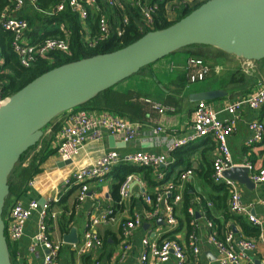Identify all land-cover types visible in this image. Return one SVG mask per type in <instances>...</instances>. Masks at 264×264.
Returning a JSON list of instances; mask_svg holds the SVG:
<instances>
[{
    "label": "crops",
    "instance_id": "crops-1",
    "mask_svg": "<svg viewBox=\"0 0 264 264\" xmlns=\"http://www.w3.org/2000/svg\"><path fill=\"white\" fill-rule=\"evenodd\" d=\"M161 1L153 0V2L158 3V8ZM131 3L130 0L127 1V5H131ZM105 4V0H100V5L105 10L104 13H109L107 15H110L114 24L118 25L122 12L117 11L118 16L115 11L108 12ZM176 6L177 0L168 1L166 6L168 19L172 18L170 14ZM126 8L129 10L127 13L130 18L137 17L138 22H141V13L137 7L131 5L126 6ZM40 35L42 33H39ZM31 37L33 38V30ZM34 39L40 40L38 37H34ZM199 54L203 55L204 58L207 57V61H213L210 64L205 62L210 67V74L203 81L191 83L189 75L196 73L199 69L196 66L189 68L188 64L191 59H201L199 56L194 57ZM237 72L243 75L245 83H242L240 76L236 78V83H231L233 74ZM250 79L252 82H250ZM261 80H264V61H244L212 47H188L157 61L144 68L138 74L119 83L114 89V93L116 94L114 98H118V101L115 103L120 102V95L125 97L132 95V98L127 100V103L134 109L135 113L134 115L125 116V119L132 120V122L138 121L142 124L140 135L133 142L124 143L121 136H115V141L113 144H110L112 136L105 132L99 140H89L79 156L67 163V161H62L54 151L56 134L53 136L47 130L44 134V141L23 165L24 168L28 167V164L31 163L30 161L39 160V154L43 153V157H46L43 161H40L41 171L26 184L24 193H22V190L25 185H21L20 179L16 182V193L12 197V205L16 202L28 205L31 201H38L40 204L43 199L45 201H52L51 209L52 212L57 213V217L55 219L51 218V221L48 223L49 236L52 240L61 241L62 243L59 254L60 264H104L107 262L138 264L143 252V241L145 239L160 243L170 233H174L173 236H170L171 238L179 241L184 246H188L189 234L195 230L193 227L191 232L188 233L184 223L181 225L180 220L183 221L182 201L174 208L179 222V226L176 229H171L166 224L161 213L160 217L155 221H145L129 242H125L121 230L122 223L131 220L137 214H144L151 208L145 202L143 192L145 191L150 196H154L158 190L162 191L167 184L178 182L182 174H180L182 166L173 167L172 164L169 168H152L153 174H150V176L154 186L149 184L144 174L137 173L133 175L129 197L120 199L119 202L113 199L112 193L113 187L118 182L114 171L122 164L115 167L102 184L88 182L89 192L87 198L82 203L78 202L79 187L76 185L66 186L65 180L75 171L96 163L111 150H116L122 157L137 152H144L162 154L170 156L173 159L167 148L168 141L173 136L184 138L192 132V114L198 104L190 100L192 95L211 90L227 91V97L208 102L213 110L219 113L218 117L221 120H227L231 115L225 111V108L244 93L249 92L250 94L251 92H255L258 82ZM153 104L172 108L174 112L160 114L152 108ZM94 107H99L98 103ZM93 109L87 112L93 115L104 113L102 110ZM119 109L122 112L126 111L125 106H121ZM67 116L68 114L60 117L57 120V124L59 123L63 126L67 120ZM255 120L264 123V106L258 111L243 110L237 121L236 130L229 138V147L235 164L239 165V167L250 165L252 169L247 167L250 170V175L260 171L264 165V138L262 142L256 145H247L248 140L252 136L248 127ZM157 126H162L166 130L165 134L154 136L152 130ZM192 148L195 149L190 157V163L192 164L193 162L195 170L192 178L185 184L184 191L190 189L189 192L195 196L194 203L196 207L192 209H195L196 218L198 219L197 235L201 253L198 257L191 255L188 264H217V251L209 243L208 238L211 231L207 227V219L204 215L206 213L201 205V202L208 200L210 195L215 194L214 189L206 182V174L210 173V171L211 173L213 172L212 165L217 155V146L210 139H201L185 147L186 150H192ZM51 151L52 154L45 155ZM173 161L175 162L174 159ZM161 174L164 175L163 179L160 178ZM31 182L33 183L32 185L30 184ZM239 186L242 202L245 205H250L252 207L251 214L264 224V205L262 204V201H264V183H254V186H251V188L241 184ZM21 193L22 195H20ZM160 208L162 210L163 206L161 205ZM106 209L114 210L115 222L101 223L93 228L100 239L103 242L106 241V243H103L100 248H95L79 256L74 251L73 245L63 242L64 235L68 234L72 228H76L79 238V242L76 245L83 243L91 217H97ZM211 210L213 211L214 208ZM70 214H73L72 221H69L64 216H69ZM214 216L216 220H223V215L219 211L215 212ZM38 223V214H34L26 225L24 237L19 242L12 244L11 250L14 255L15 264H43L46 250L41 246L37 247L34 252H30L29 250L35 243V237L38 233ZM61 225L64 227L63 230L65 232L62 231ZM229 228L233 233L237 231L235 233L237 236L246 237L241 227L236 223H229ZM214 232L218 234L216 228H214ZM253 240H256L257 250L250 254L249 260H244L241 264H259L263 258L264 242L260 237ZM147 264L154 263L149 260ZM165 264L175 263L169 262Z\"/></svg>",
    "mask_w": 264,
    "mask_h": 264
},
{
    "label": "built area",
    "instance_id": "built-area-1",
    "mask_svg": "<svg viewBox=\"0 0 264 264\" xmlns=\"http://www.w3.org/2000/svg\"><path fill=\"white\" fill-rule=\"evenodd\" d=\"M128 0H105L106 10L108 12H122L118 25H115L112 17L105 14V10L100 5V0H59L57 6L46 14L55 16L69 9L78 15L82 26V41L85 46L95 48L105 43L113 37H122L124 34L123 27L130 24V16L126 6H135L141 13V22L139 31L145 33L153 28L154 16L158 10V3L153 0H130L131 5H127ZM204 0H177L176 10H172L173 16L176 11L184 9L190 5L202 2ZM175 8V7H174ZM34 10L43 13L39 8V0H8L7 6L0 13V28L13 35L12 50L18 56L19 62L24 68H31L36 64L44 61L53 60V55L60 53L64 55L71 54V36L70 33L61 26L63 36L46 39L34 40L31 37L32 28L27 20L21 15L26 10ZM175 11V12H174ZM96 13V15H95ZM96 17L97 32L93 34L90 28V19ZM114 18V17H113ZM170 21V19H168ZM0 56V65L2 64ZM189 68L198 67L196 73L189 75L191 83L205 80L210 74V67L200 59H191ZM9 97H4L0 89V107L3 106ZM264 106V80L258 82L257 90L251 92L246 97L238 98L229 104L225 111L231 115L227 120H221L215 110L207 102H199L192 114V132L184 138L171 137L167 143L170 154L182 150L185 147L201 139H210L216 143L217 155L213 161L212 180L215 185L225 186L230 194L229 210L235 215H240L248 219L250 223L259 228V237L264 242V224L258 218L251 214V206L245 205L241 199L240 186L237 182L226 179L224 173L228 170L239 167L235 164L229 147V138L236 130L237 121L241 112L245 109L258 111ZM152 108L160 114L172 113L174 109L163 107L159 104H153ZM142 124L132 122L117 114L104 112L101 115H93L87 111H74L68 113L67 120L56 133V144L54 151L62 161H70L82 152L85 144L89 140H99L103 133H108L112 137L121 136L124 143L133 142L141 132ZM249 131L252 136L247 145L253 146L262 142L264 138V123L255 120L249 124ZM48 132H51L48 130ZM166 130L162 126L153 128L152 134L159 136L165 134ZM127 164L137 167L151 168H169L174 164L170 156L162 154L137 152L122 157L116 150H111L103 155L96 163L86 166L72 173L66 180V186L76 185L79 187L78 202L82 203L87 198L89 192L88 182L102 184L111 174L113 169L119 165ZM252 169L250 165H246ZM195 166L183 172L179 181L169 183L161 191L158 190L153 196L145 191L143 197L145 202L151 206L149 211L144 214H137L131 220L122 223V235L125 242L134 236L137 230L141 228L145 221H155L162 217L171 229H176L179 222L175 215V206L182 201V192L185 184L192 178ZM161 179L164 175H160ZM133 175L129 176L120 188V197L126 199L129 197V190L133 182ZM251 180L255 184L264 183V165L257 173L251 175ZM33 184L32 182L30 183ZM51 200L45 201L41 208L38 201H31L28 205L16 202L10 206L8 212L3 216L5 223V235L11 244L19 242L25 235V229L28 221L34 214H38V233L35 237V243L30 247V252H34L37 247L41 246L46 250L43 264H60L59 254L62 248L61 241L52 240L49 236L48 219L57 217V213L51 212ZM264 205V201H262ZM163 206L162 210L160 206ZM208 207L212 204L208 203ZM188 214L191 218V225L194 232L189 236L188 246H184L175 239L166 238L160 243L151 242L149 239L143 241V252L138 264H147L151 260L154 264H165L174 262L175 264H188L189 258L198 257L201 253L199 248V238L197 235L198 219L196 218L195 209H189ZM206 216V214H204ZM207 219V217H206ZM207 227L211 231L209 243L217 251V264H241L244 260H249L250 254L257 250L256 240L248 239L244 236H237L229 230L223 239H219L214 232L215 226L208 219ZM115 213L112 209L103 210L97 217H91L89 228L85 232L84 242L79 245H73L74 251L79 255L100 248L103 241L93 230L101 223H114ZM104 264H117L107 262ZM259 264H264V256Z\"/></svg>",
    "mask_w": 264,
    "mask_h": 264
},
{
    "label": "water",
    "instance_id": "water-1",
    "mask_svg": "<svg viewBox=\"0 0 264 264\" xmlns=\"http://www.w3.org/2000/svg\"><path fill=\"white\" fill-rule=\"evenodd\" d=\"M191 46L212 47L248 62L264 61V0H208L170 27L150 31L123 49L74 61L41 75L0 107V264H12L3 220L9 177L22 155L43 138L44 129L60 115ZM227 95L224 90H211L194 94L190 100L208 103ZM114 141L111 137L110 144ZM224 177L249 188L254 186L247 167L228 170ZM44 205L45 199L40 202L41 208ZM63 242L76 245L77 229L64 235Z\"/></svg>",
    "mask_w": 264,
    "mask_h": 264
},
{
    "label": "trees",
    "instance_id": "trees-1",
    "mask_svg": "<svg viewBox=\"0 0 264 264\" xmlns=\"http://www.w3.org/2000/svg\"><path fill=\"white\" fill-rule=\"evenodd\" d=\"M170 0H162L159 2V8L154 16V24L153 28L147 30L145 33H141L139 31V24L138 19L136 18H130V24L128 26L123 27L124 34L122 37H113L110 40L106 41L105 43H102L98 45L95 48H90L85 46V44L82 41V26L80 23V18L77 14L71 12L69 9L66 11L59 13L55 16H49L46 13L50 12L53 8H55L59 2V0H39V8L43 12L38 13L34 11L33 9L26 10L22 13V17L27 20L29 23V26L33 30V39L34 37L40 38V40H46V39H53L60 36H63V32L60 29L61 26H63L71 36V54L70 55H64V54H54L53 60L51 61H44L36 64L35 66L31 68H24L21 66L18 56L13 52L12 50V40L13 35L12 33L1 29L0 28V56L2 57L3 61L0 65V89L2 91V94L4 97H11L12 95L19 92L21 89H23L25 86H27L29 83L40 77L41 75L57 68L60 66H63L65 64L79 61L81 59L90 58L96 55L100 54H106V53H112L117 50L123 49L135 42H137L139 39H141L145 34H147L150 31H156V30H163L171 25L175 24L176 22L183 19L185 16L189 15L192 11L200 7L202 4H204L208 0H204L202 2L190 5L187 8L180 9L177 13V17L175 20H168L167 17V3ZM8 0H0V13L3 10L5 6H7ZM178 14H180L178 16ZM90 28L92 29L93 34H96L97 32V24L95 17H92L89 21ZM116 25V24H115ZM39 33L42 35L39 36ZM36 40V39H34ZM192 47V46H191ZM194 47V46H193ZM204 58L203 55H195L194 57ZM204 59H208L205 57ZM143 70V69H142ZM141 70V71H142ZM242 78V83H245V79L243 75L240 73H234L231 79V83H236V78L238 77ZM251 80V79H250ZM247 82V81H246ZM252 82V80L250 81ZM116 87V86H115ZM115 87L99 94L95 99L90 101L89 103L74 109L71 112L74 111H89V110H102V112H109L113 114H117L120 117L125 118V116H129L130 114L134 115V109L130 107L127 103V100L132 98V95L129 96H119L116 97V94L114 93ZM249 94V92L244 93L239 98L246 97ZM98 103L99 107H94ZM121 106H125L126 111L122 112L119 108ZM68 113L62 114L56 119H54L45 129L44 132L46 133L47 130L51 131V135H55L58 130L60 129L61 124H57V120L67 115ZM132 121V120H131ZM138 122V121H134ZM44 133V134H45ZM45 136L40 140V142L30 150H28L25 154L22 155L19 163L22 165L20 168L19 175L15 178V185L13 184V187H11L10 183V177L12 174L16 171V167L14 171L12 172L11 176L9 177V186H10V196L11 198L6 201L4 213L3 216L6 215L9 207L12 205V197L16 193V182L19 181L22 186L25 185L24 189L22 190V193L26 190V184L30 180H32L35 176H37L40 173V161H43L46 156L43 157V153L39 154L38 159L34 160L33 162L28 164V167L24 168L23 165L27 162L28 158L27 155L29 152L36 150V148L44 141ZM195 148H192V150H186L185 148L179 151H176L171 154V157L175 160L173 167H183L180 174L189 170L192 166L190 163V157L192 156ZM49 151V150H48ZM46 152V150H45ZM52 154L51 152H48L45 155ZM151 167H136L132 165H121L119 168L115 169L114 173L116 174V178L118 180L117 184L113 187V199L116 202L120 201V188L121 185L125 182V180L131 176L136 175L137 173L144 174L145 179L149 182L150 185L154 186L150 174L152 173ZM213 173V172H212ZM212 173L208 172L206 174V182L208 185L214 189L215 194H212L209 196L208 200H205L201 202L202 207L205 210L207 219L213 223L215 228L217 229V237L219 239H223L227 231L230 230L229 223H236L239 225L242 229L243 234L248 238L257 239L259 237V229L254 226L252 223H250L245 217L240 215H235L231 213L228 207V202L230 199V194L228 189L225 186H218L215 185L212 180ZM190 189H187L183 193L182 197V214H183V221L180 220L181 225L184 223V226L187 228L188 233L191 232L193 226L191 225V218L188 214L189 208H195L196 204L194 203L195 196L189 192ZM22 193L20 195H22ZM154 197V196H153ZM210 202L212 204V207H208L207 204ZM14 204V203H13ZM199 206V205H198ZM214 208L212 211L211 209ZM151 209V208H150ZM220 212L223 215V220H216L214 213ZM52 212V209H51ZM69 219V221H72L73 214H70L69 216L64 215ZM51 221V217L49 216L48 223ZM62 231L65 232L64 227L61 225ZM174 233H170L165 238H171L170 236H173ZM190 235V234H189ZM8 241V239H7ZM104 244L106 241L103 242ZM10 254H11V261L12 264L14 263V255L11 250V243L8 241ZM96 262V261H95ZM99 262V261H97Z\"/></svg>",
    "mask_w": 264,
    "mask_h": 264
},
{
    "label": "rangeland",
    "instance_id": "rangeland-1",
    "mask_svg": "<svg viewBox=\"0 0 264 264\" xmlns=\"http://www.w3.org/2000/svg\"><path fill=\"white\" fill-rule=\"evenodd\" d=\"M175 10H176V7L174 8ZM179 11V10H178ZM175 12V11H174ZM178 13V12H177ZM177 13H176V16H173V15H171L172 16V18H171V20H175L176 19V17H177ZM180 14H178V16H179ZM200 60H203L204 62H206L207 64L209 63H212L213 61H207L206 59H204V58H202V59H200ZM45 133V132H44ZM35 151V150H34ZM34 151H31V152H29L28 153V155H27V158L28 157H30L31 155H32V153L34 152ZM21 164L20 163H18L17 164V166H16V171L12 174V176L10 177V185H11V187H13V184L15 185V178L19 175V173H20V168H21ZM9 189H10V186H9ZM11 198V196H10V194H9V197H8V199L7 200H9ZM10 208V207H9ZM12 246V245H11Z\"/></svg>",
    "mask_w": 264,
    "mask_h": 264
}]
</instances>
